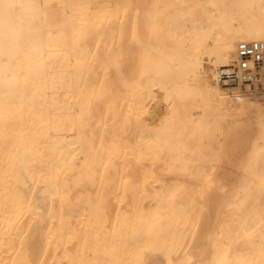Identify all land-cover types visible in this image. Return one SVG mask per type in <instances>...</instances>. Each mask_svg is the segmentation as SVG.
I'll use <instances>...</instances> for the list:
<instances>
[{
  "label": "bare ground",
  "instance_id": "bare-ground-1",
  "mask_svg": "<svg viewBox=\"0 0 264 264\" xmlns=\"http://www.w3.org/2000/svg\"><path fill=\"white\" fill-rule=\"evenodd\" d=\"M264 0H0V264H264Z\"/></svg>",
  "mask_w": 264,
  "mask_h": 264
},
{
  "label": "built area",
  "instance_id": "built-area-1",
  "mask_svg": "<svg viewBox=\"0 0 264 264\" xmlns=\"http://www.w3.org/2000/svg\"><path fill=\"white\" fill-rule=\"evenodd\" d=\"M238 58L240 59L241 69L248 73L247 62L251 61L256 67L264 63V44L251 43L238 45Z\"/></svg>",
  "mask_w": 264,
  "mask_h": 264
}]
</instances>
